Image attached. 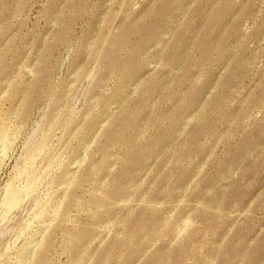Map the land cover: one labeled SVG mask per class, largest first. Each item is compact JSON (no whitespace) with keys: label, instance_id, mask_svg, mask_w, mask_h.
Segmentation results:
<instances>
[{"label":"rangeland","instance_id":"obj_1","mask_svg":"<svg viewBox=\"0 0 264 264\" xmlns=\"http://www.w3.org/2000/svg\"><path fill=\"white\" fill-rule=\"evenodd\" d=\"M0 264H264V0H0Z\"/></svg>","mask_w":264,"mask_h":264},{"label":"bare ground","instance_id":"obj_2","mask_svg":"<svg viewBox=\"0 0 264 264\" xmlns=\"http://www.w3.org/2000/svg\"><path fill=\"white\" fill-rule=\"evenodd\" d=\"M14 186V185H13ZM10 187V186H9ZM21 193H22V191H21ZM20 195V192H19V189L18 190H15L13 187H10V188H7L6 189V193H5V198H9L10 196V198L12 199H10L11 200V202L12 201H14V206H15V202H16V204H18L17 202H18V200L20 199V197L22 196V194H21V196H19ZM13 197V198H12ZM6 201H7V199H5ZM8 202V201H7ZM9 203V202H8ZM7 203V204H8ZM9 205V204H8ZM9 207H12V205L11 206H9Z\"/></svg>","mask_w":264,"mask_h":264}]
</instances>
